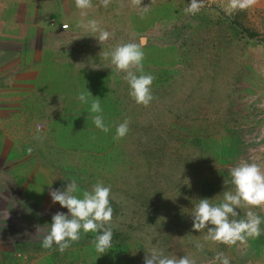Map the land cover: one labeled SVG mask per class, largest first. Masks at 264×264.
I'll return each instance as SVG.
<instances>
[{"label":"rangeland","instance_id":"obj_1","mask_svg":"<svg viewBox=\"0 0 264 264\" xmlns=\"http://www.w3.org/2000/svg\"><path fill=\"white\" fill-rule=\"evenodd\" d=\"M189 2L142 0V7L150 6L147 12L131 0H111L106 8L97 4L84 19L98 21L111 33L106 42L100 44L84 28L86 40L67 33L66 55L56 42L51 81H43L35 104V113L38 103L43 112L35 116V130L41 125L39 160L56 177L55 189L63 190L75 179L80 198L97 181L110 185L114 235L113 248L102 255L93 244L98 233L91 232H81L80 240L63 253L55 245L41 248L52 264H144L145 251L153 248L191 256L197 264H208L217 252L231 264H264V233L229 247L205 241L207 229L194 231L191 215L199 199L221 203L224 191H234L230 168L240 160L256 162L262 154L264 13L254 7L229 15L228 0H204L205 7L190 16L183 11ZM142 36L144 72L155 76L154 99L147 107L134 101L125 73L116 71L110 56L104 57ZM58 43L61 47L62 41ZM87 90L90 101L101 100L107 133L94 125L90 102L78 99ZM125 119L130 121L128 134L113 139ZM28 205L34 211L47 209ZM255 209H238V218L244 219L248 210L258 215ZM20 210L18 206L7 214L0 206V236L41 242L52 215L67 213L66 208L49 207L41 220L33 216L25 222ZM197 243L204 245L203 251Z\"/></svg>","mask_w":264,"mask_h":264},{"label":"crops","instance_id":"obj_2","mask_svg":"<svg viewBox=\"0 0 264 264\" xmlns=\"http://www.w3.org/2000/svg\"><path fill=\"white\" fill-rule=\"evenodd\" d=\"M97 1L93 0V7H97ZM255 7L264 13V0H258ZM81 18L75 0H0V206L7 214L19 206L20 219L25 222L32 221L33 216L40 219L49 207L64 210L49 194L55 189L56 177L39 160L35 125L43 112L38 103L37 115L35 104L42 94L43 81H51L56 42L66 55L67 33L77 41L87 39L78 27ZM62 23L68 28L62 29ZM86 45L91 50V44ZM260 143L263 151L256 154L255 161L264 167V139ZM30 202L47 209L34 211ZM256 209L264 217V211ZM36 243L25 237L0 236V264H52L50 254L41 249L42 243Z\"/></svg>","mask_w":264,"mask_h":264},{"label":"clouds","instance_id":"obj_3","mask_svg":"<svg viewBox=\"0 0 264 264\" xmlns=\"http://www.w3.org/2000/svg\"><path fill=\"white\" fill-rule=\"evenodd\" d=\"M111 0H98V6L108 7ZM258 0H228L225 11L231 15L236 11L254 8ZM131 4L147 12L150 6H141L142 0H131ZM75 6L80 10L82 17L78 27L84 28L98 39L99 43L106 42L111 33L100 27L96 20H85L87 10L93 7V0H75ZM205 7L204 0H190L184 8L186 15L194 16ZM146 38L140 37L138 42H128L116 46L110 53L105 52L104 57L110 56L111 64L117 72H123V79L130 88L129 95L134 101L145 107L153 101L152 84L155 76L144 72L145 52L143 48ZM139 73V74H138ZM92 94L87 90L78 95L81 103L90 102L93 123L96 128L107 133L110 131L105 122L100 98L91 99ZM130 121L125 119L116 127L115 140L124 138L129 132ZM37 132L41 129L37 127ZM39 139V137H35ZM95 139V137H93ZM31 152V148L28 149ZM231 183L234 191H224L221 203L212 204L210 199H199V203L192 209L193 230L202 232L207 229L205 241H211L226 246L246 244L249 239H255L264 233V220L254 211L248 210L244 219H239L240 208H259L264 211V167L259 163L240 160L230 168ZM225 183V182H224ZM79 186L75 179L69 180L63 190L57 188L50 190L53 203H59L67 213L57 211L52 215L51 223L41 241L44 249L51 250L55 245L63 253L72 243L78 242L81 232L98 233L93 244L95 250L106 254L113 248V208L110 203L111 186H105L102 181H97L90 191H84L82 198L77 195ZM38 232V229H37ZM198 251L204 250L203 244H196ZM144 264H197V261L188 255L177 257L165 255L163 250L148 249L145 251ZM208 264H231L230 258L223 252H217Z\"/></svg>","mask_w":264,"mask_h":264},{"label":"built area","instance_id":"obj_4","mask_svg":"<svg viewBox=\"0 0 264 264\" xmlns=\"http://www.w3.org/2000/svg\"><path fill=\"white\" fill-rule=\"evenodd\" d=\"M60 27L62 29H66V28H68V24L67 23H62ZM37 127H39L41 129V125H38Z\"/></svg>","mask_w":264,"mask_h":264}]
</instances>
